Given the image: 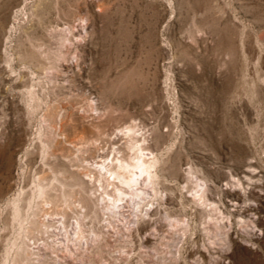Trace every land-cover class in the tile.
<instances>
[{"label":"rangeland","instance_id":"rangeland-1","mask_svg":"<svg viewBox=\"0 0 264 264\" xmlns=\"http://www.w3.org/2000/svg\"><path fill=\"white\" fill-rule=\"evenodd\" d=\"M128 144L157 159L162 194L145 181L148 198L108 218L95 203L118 183L101 156L136 161ZM41 174L68 186L70 240L46 231L39 200L14 220L12 202L31 201ZM17 261L264 264V0H0V264Z\"/></svg>","mask_w":264,"mask_h":264},{"label":"bare ground","instance_id":"bare-ground-1","mask_svg":"<svg viewBox=\"0 0 264 264\" xmlns=\"http://www.w3.org/2000/svg\"><path fill=\"white\" fill-rule=\"evenodd\" d=\"M32 87V86H31ZM35 88V87H34ZM30 89V88H29ZM28 89V90H29ZM31 91V90H30ZM33 91H35L34 89H33ZM33 91H32V93H33ZM31 96L33 97L34 96V94L33 95H30V98H31ZM35 98L37 97V96H34ZM38 98V97H37ZM32 99H34V98H32ZM39 100V99H38ZM37 100V101H38ZM32 101V100H31ZM34 102H36V101H34ZM33 103V102H32ZM30 105V104H29ZM28 105V106H29ZM33 105H34V103H33ZM40 105V104H39ZM37 106V105H36ZM36 106H34V107H36ZM33 107V106H32ZM31 107V108H32ZM37 108H38V106H37ZM127 126H129V125H127ZM132 126V125H131ZM131 126H130V128H131ZM136 126H138V124L136 123ZM79 127V126H78ZM77 127V128H78ZM132 127H134V126H132ZM127 128V127H126ZM129 128V127H128ZM129 128V129H130ZM136 128V127H135ZM83 129H85V128H83ZM121 129V128H120ZM123 129V128H122ZM139 129V128H138ZM142 129V128H141ZM65 130V129H64ZM77 130V129H76ZM124 130H126L125 128H124ZM123 130V131H124ZM132 130V129H131ZM136 130V129H135ZM71 131V130H70ZM79 131V130H78ZM87 130H85V132H86ZM81 132V131H80ZM125 132V131H124ZM135 132H137V131H135ZM138 132H139V130H138ZM66 133V132H65ZM71 133V132H70ZM76 133V132H75ZM110 133V132H109ZM119 133V132H118ZM112 134V133H111ZM111 134H109V135H111ZM116 134V133H115ZM114 134V135H115ZM120 134H121V132H120ZM142 134V133H141ZM141 134H140V136H141ZM65 135V134H64ZM77 135H78V133H77ZM76 135V136H77ZM83 135V134H82ZM85 135V134H84ZM118 135V134H117ZM123 135V134H122ZM136 135V134H135ZM139 135V134H138ZM143 135V134H142ZM145 135V134H144ZM66 136H67V134H66ZM81 136V135H80ZM79 136V137H80ZM102 136V135H101ZM107 136V135H106ZM125 136H126V134H125ZM132 136V135H131ZM140 136H138V137H140ZM84 138L86 137V135L85 136H83ZM122 137H124V135L122 136ZM137 137V138H138ZM145 137V136H144ZM72 138H74L73 136H72ZM110 138V137H109ZM114 138H115V136H114ZM114 138H113V140H114ZM119 138V137H118ZM132 139L133 138H135V137H131ZM130 138V139H131ZM137 138H136V140H137ZM142 137H140V139H141ZM146 138H147V136H146ZM149 138V137H148ZM66 139H70L69 137H67ZM83 138H82V136H81V139L80 140H82ZM85 139H87V137L85 138ZM107 139V138H106ZM111 139V138H110ZM128 140H129V138H127ZM131 139V140H132ZM96 140V139H95ZM97 140H99V139H97ZM116 140V139H115ZM119 140V139H118ZM128 140H126V141H128ZM135 140V141H136ZM146 140V139H145ZM148 140V139H147ZM73 141H74V139H73ZM87 142H88V139L86 140ZM85 141V142H86ZM91 141V140H90ZM110 141H112V140H110ZM130 141V140H129ZM67 142V141H66ZM69 142V141H68ZM85 142H83L84 144H85ZM100 142V141H99ZM124 141H122V143H123ZM132 142H133V140H132ZM131 142V143H132ZM143 142V141H142ZM147 142V141H146ZM82 143V144H83ZM96 143H97V141H96ZM95 143V144H96ZM107 143V142H106ZM121 143V144H122ZM129 143V142H128ZM134 143H137V142H134ZM139 143V142H138ZM101 144H102V141H101ZM109 144V143H108ZM126 143L124 142L122 145L124 146ZM147 144V143H146ZM71 145V147H72V144H70ZM74 145V144H73ZM98 145V144H97ZM129 145V144H128ZM47 146V145H46ZM86 146V145H85ZM104 146V145H103ZM115 146V145H114ZM121 146V145H120ZM127 146V145H126ZM130 146V148L132 149H134V148H137L136 149V151H135V157H134V159L136 160V161H131V160H129L128 158H127V156L121 151V150H118V148L115 146V149L117 148V151H114V150H112L113 152H114V154H115V152H117L116 153V155L115 156H112V155H114V154H112L111 156H112V158L111 159H107L106 157L105 158H103V156H105V155H103L102 153V158H101V163L98 161V164L100 163V169H101V171L103 172L104 171V174L106 175L107 174V176H106V178L107 179H112V183L114 184V183H118V184H114V186H113V188H114V194H110L109 193V191H107V190H105V193L106 194H104V195H106L107 197H108V199H107V197L106 198H103V197H101V199L103 198V199H107L106 200V202L104 203V200H98V202L97 203H95V208L97 209V208H102L101 207V205H104V208H102V211L104 212V213H106V214H108V218L109 217H115V216H117V215H122V210H123V208L126 206V204L127 203H129L131 200H133V201H136L137 200V198H140L141 200H146L147 198H148V195H149V193L147 192V190H145V187H144V184H143V182H149L148 184H151L152 185V187L151 188H153V191H154V198H156V200H157V197L160 195V194H162V192L160 193V191L158 190V189H156V187L154 186L155 185V182H156V180H158L157 179V177H158V175H157V172H156V160L157 159H155L154 158V156H153V158L152 159H150V158H148V157H146L145 155H144V148L142 147V146H144L143 144H142V146L141 145H137V144H135V145H129ZM70 147V146H69ZM95 147H96V145H95ZM98 148H100V147H102L101 145H100V147L99 146H97ZM119 147V146H118ZM61 148V147H60ZM74 148V147H73ZM109 148V147H108ZM147 148H149V146L147 147ZM151 148V147H150ZM86 149V148H85ZM97 149V148H96ZM95 149V150H96ZM107 149V148H106ZM105 149V151L107 152V150ZM128 149H129V147H128ZM127 149V150H128ZM62 150V149H61ZM69 150H71V149H69ZM84 150V149H83ZM82 150V151H83ZM147 150V149H146ZM153 150V149H152ZM73 151V150H72ZM98 151V150H97ZM100 151V150H99ZM103 151H104V149H103ZM129 151V150H128ZM127 151V152H128ZM130 151H133V150H130ZM85 152V151H84ZM92 152H93V150H92ZM101 152V151H100ZM105 152V153H106ZM150 152H152V151H150ZM166 152V151H165ZM58 153V152H57ZM129 154H130V152H128ZM127 153V154H128ZM133 153V152H132ZM131 153V154H132ZM153 153V152H152ZM155 153V152H154ZM153 153V154H154ZM47 154V153H46ZM45 154V155H46ZM52 154V153H51ZM50 154V155H51ZM54 154V156H55V153H53ZM59 154V153H58ZM92 154V153H91ZM99 154V153H98ZM128 154V157L130 156ZM157 154V153H156ZM100 155V154H99ZM158 155V154H157ZM47 156V155H46ZM52 156V155H51ZM84 156V155H83ZM149 156V155H148ZM53 157V156H52ZM62 157H64V156H62ZM94 157V156H93ZM92 157V158H93ZM151 157V156H150ZM156 157H158V156H156ZM61 158V157H60ZM64 158H66V157H64ZM68 158V157H67ZM91 158V159H92ZM94 158H96V157H94ZM56 159H57V157H56ZM160 159V158H159ZM82 160V159H81ZM96 160V159H95ZM85 161V160H84ZM88 161V160H87ZM93 161H94V159H93ZM97 161V160H96ZM95 162V161H94ZM84 163V162H83ZM89 163V162H88ZM90 163H91V161H90ZM82 164V163H81ZM86 164V163H85ZM95 164L97 165V163L95 162ZM83 165V164H82ZM81 165V166H82ZM160 165V164H159ZM72 166V165H71ZM84 166V165H83ZM87 166V165H86ZM88 166H90V165H88ZM95 166V165H94ZM97 166H99V165H97ZM73 167V166H72ZM76 167H79V166H76ZM85 167V166H84ZM75 168V167H74ZM81 168V167H80ZM79 168V169H80ZM89 168V167H88ZM98 168V167H97ZM52 168H50V170H51ZM73 169V168H72ZM76 169V168H75ZM86 170H87V168H85ZM84 169V170H85ZM90 169H92L91 167H90ZM83 170V173L84 172H86V171H84ZM89 170V169H88ZM162 170H163V167H162ZM162 170H161V172H162ZM79 171V170H78ZM92 171V170H91ZM93 171H94V169H93ZM164 171V170H163ZM80 172V171H79ZM56 173V172H55ZM82 173V174H83ZM158 173H159V171H158ZM60 175L62 174L61 172L59 173ZM86 174V173H85ZM89 174H91V173H89ZM97 174V173H96ZM102 174V173H101ZM104 174H103V176H104ZM163 174H164V172H163ZM56 175V174H55ZM87 175H88V173H87ZM42 176V174L40 175V180L38 181V183H37V186H36V194H35V196L32 198V200L31 201H28L27 203H26V201H25V204L26 205H22L21 204V200H22V198H23V194L21 195L22 197H19L18 196V198L15 200V201H13L12 202V210H13V216H14V220L16 219V220H18L16 223H18V222H23V219L26 217V213H25V211H24V209H25V207H28L30 210L34 207V206H36V205H38V200L42 203L41 205L43 206L42 207V209L44 210L45 208H48V209H50V210H48L47 209V211H45V214H44V212H43V216H44V222L42 223V225L43 226H45L46 228H47V230L46 231H49V227L51 226H53L52 227V231H51V236H56V235H58V237H59V232L60 231H62V229H64L65 230V234L69 237L70 236V230L68 231V226H69V220H68V218H67V216H66V210H63L65 207H67V205H69V203H70V197H69V195H68V191H67V185L63 182V181H61L57 176H54L51 180H49V181H47L46 180V176L45 177H41ZM95 176V175H94ZM89 177H91V176H89ZM98 177V176H97ZM105 177V176H104ZM61 178V177H60ZM88 178V177H87ZM96 178V177H95ZM101 178V177H100ZM199 178V177H198ZM72 179V178H71ZM90 179V178H89ZM98 179V178H97ZM96 179V180H97ZM101 180V179H100ZM106 180V179H105ZM164 180V182H165V180H167V179H162V181ZM37 181V180H36ZM74 181V180H73ZM81 190L84 192L85 191V193H87L86 192V188H85V185H87L86 183V178H85V176H84V174H83V177L81 178ZM93 180H91V182H92ZM106 182H107V180H106ZM109 182V181H108ZM111 182V181H110ZM100 185L102 184V183H100V182H98ZM157 183V182H156ZM92 184V183H91ZM110 185H111V183H109ZM147 184V185H148ZM57 185H60V191H61V197L63 198V205H62V208H58V206H57V203L56 202H54L53 201V199H55V198H53V197H51L50 196V194H51V192L52 191H56V186ZM119 185H122V187H120ZM158 186V185H157ZM72 187V186H71ZM78 187V186H77ZM161 187V186H160ZM159 187V188H160ZM198 187H199V184H198ZM73 188H75V187H73ZM97 188H99V187H97ZM105 188H106V186H105ZM110 188V187H109ZM151 188H150V190H151ZM92 189V188H91ZM94 189V188H93ZM101 189H102V187H101ZM166 189V188H165ZM94 190H96V187H95V189ZM168 190V189H167ZM92 191V193L94 194V192L96 193V191H94L93 192V190H91ZM98 191H100V189L98 190ZM98 191H97V193H98ZM112 191V190H111ZM164 191V190H163ZM58 192V191H57ZM77 192V191H76ZM75 192V193H76ZM200 192V191H199ZM53 193V192H52ZM55 193V192H54ZM91 193V194H92ZM166 193H167V191H166ZM204 193H206V191L204 190ZM57 194V193H56ZM167 194H169V193H167ZM200 194V193H199ZM58 195V194H57ZM98 195V194H97ZM96 195V196H97ZM152 195V194H151ZM205 195V194H204ZM71 196V195H70ZM73 196V195H72ZM77 196H80V195H77ZM76 196V197H77ZM102 196H103V194H102ZM166 196H168V195H166ZM206 196V195H205ZM75 197V198H76ZM86 197V196H85ZM163 197V196H162ZM53 198V199H52ZM56 198H57V196H56ZM72 198V197H71ZM73 198H74V196H73ZM75 198H74V200H75ZM83 198V197H82ZM98 198V197H97ZM214 198V197H213ZM153 199V198H152ZM165 199V198H164ZM11 200V199H10ZM141 200H139L140 202H141ZM12 201V200H11ZM59 201V200H58ZM154 201V200H153ZM152 201V203H154L155 204V201L153 202ZM200 201H201V199H200ZM9 202V201H8ZM61 202V201H60ZM158 202V201H157ZM208 202V201H207ZM212 202V201H211ZM210 202V203H211ZM131 203V202H130ZM147 203V202H146ZM151 203V202H150ZM151 203V204H152ZM216 203V202H215ZM62 203H58V205H61ZM143 204V203H142ZM40 205V204H39ZM158 205V204H157ZM211 205H213V204H210V206ZM215 205V204H214ZM7 206V205H6ZM75 206H77L79 209H80V213H81V215H82V217H76L75 218V222L74 223H76V228L74 229L75 230V233H76V238L78 239V240H84V238H85V235H84V227H83V220H85L88 216H87V206H86V203H85V199L83 198V200L82 199H78V200H76L75 201ZM205 206V205H204ZM219 206V205H218ZM60 207V206H59ZM140 207H141V205H140ZM143 207V206H142ZM27 208V209H28ZM41 207L39 206V209H40ZM68 208V207H67ZM72 207H70L69 209H71ZM74 208V207H73ZM162 208V207H161ZM37 209V208H36ZM42 209H40V210H42ZM68 209V210H69ZM142 209V208H141ZM11 209H10V211H12ZM33 210L35 211V209L33 208ZM38 210V209H37ZM51 210H52V212H53V214H51L50 212H51ZM72 210V209H71ZM216 210V209H215ZM32 211V210H31ZM33 211V212H34ZM68 212V211H67ZM143 212V211H142ZM32 213V212H31ZM95 213V216L94 217H97L98 218V213H97V211H95L94 212ZM105 215V214H104ZM27 216H28V214H27ZM34 216V215H33ZM145 216V215H144ZM42 217V216H41ZM40 217V218H41ZM31 217H29V219H30ZM32 218H34V217H32ZM96 218V219H97ZM12 219V218H11ZM26 219V218H25ZM28 219V218H27ZM105 219L107 220V218L105 217ZM104 219V220H105ZM214 219V218H213ZM35 220V219H34ZM105 220V221H106ZM218 221H219V219H217ZM224 220V219H223ZM30 221V220H29ZM36 221V220H35ZM34 221V222H35ZM216 220H214V222H215ZM218 221H217V223H218ZM33 222V223H34ZM109 222H110V220H109ZM174 222H176V221H174ZM26 223H27V221H26ZM33 224L32 222H28V224ZM179 223H181V221L179 222ZM21 224V223H20ZM23 224V223H22ZM172 224V223H171ZM176 224V223H175ZM186 224V223H185ZM189 224V223H188ZM187 224V225H188ZM36 225V224H35ZM35 225L34 226H32V229H33V227L35 228ZM72 225V224H71ZM75 225V224H74ZM107 225H109V224H107ZM174 225V224H173ZM214 225H216V224H214ZM218 225V224H217ZM216 225V226H217ZM39 226V225H38ZM31 227V226H30ZM178 227V226H177ZM183 227V226H182ZM181 227V228H182ZM221 227V226H220ZM37 228H39V227H37ZM72 228V227H71ZM187 228V227H186ZM185 228V229H186ZM189 228V227H188ZM40 229V228H39ZM41 229H42V227H41ZM40 229V230H41ZM139 228H137V230H138ZM217 229V228H216ZM220 229V228H219ZM29 230V229H28ZM34 230V229H33ZM33 230H31V231H33ZM72 230V229H71ZM94 230V229H93ZM218 230V229H217ZM216 231V230H215ZM29 232V231H28ZM184 232V231H183ZM211 232V231H210ZM33 233H35L34 231H33ZM40 233H41V231H40ZM49 233V232H48ZM61 233V232H60ZM92 233H93V231H92ZM92 233H91V235H92ZM213 233V232H212ZM228 233V232H227ZM26 234V233H25ZM31 234V233H30ZM214 234V233H213ZM224 233H222V232H216V236H218L217 238H215V239H221V240H224L225 239V237H224V235H223ZM21 235V234H20ZM29 235V234H28ZM32 235V234H31ZM95 235L97 236V238H96V240L99 242V241H101V240H104L105 239V237H104V234H103V232L102 231H99V232H96L95 233ZM229 235V234H228ZM215 236V237H216ZM227 236V235H226ZM22 237V236H21ZM24 237H26V236H24ZM58 237H54L53 238V240H52V242L50 243V244H48L49 246H52V247H54V248H56L57 246H60V245H62V244H66V242L65 241H63V240H58ZM75 238V237H74ZM180 238H181V236H180ZM36 239V238H35ZM60 239V238H59ZM70 239H72V238H70L69 237V240ZM21 240V239H20ZM24 241H26L25 239H23ZM33 240V239H32ZM75 240V239H74ZM77 240V241H78ZM89 240V239H88ZM36 242V241H35ZM219 242V241H218ZM225 242V241H224ZM19 243V242H18ZM18 243H17V245H18ZM24 243V242H23ZM45 243H47V242H45ZM82 243V242H81ZM100 243V242H99ZM222 243V242H221ZM16 244V243H15ZM19 244H21V243H19ZM27 244V243H26ZM226 244V243H225ZM22 245V244H21ZM24 245V244H23ZM22 245V246H23ZM34 245V244H33ZM99 245V244H98ZM175 246V245H177V241L176 242H172V243H169V246ZM40 246V245H39ZM63 246V245H62ZM25 247H26V245H25ZM19 247H17L16 249H18ZM22 248V247H21ZM28 248V247H27ZM29 248H30V246H29ZM102 248V247H101ZM14 249V248H13ZM20 249V248H19ZM22 249H24V248H22ZM28 250V249H27ZM30 250V249H29ZM28 250V251H29ZM11 251V250H10ZM32 251V250H31ZM25 254H26V256H28V252L26 251V249H24V251H23ZM16 254H17V250H16ZM22 254V253H21ZM34 254V253H33ZM16 256H18V255H16ZM33 256V255H32ZM177 256V255H176ZM15 257V256H14ZM16 258V257H15ZM28 258V257H27ZM176 258H178V257H176ZM222 258H223V256H222ZM219 259H221V256H220V258ZM218 259V260H219ZM16 260H17V258H16ZM31 260H33V259H31ZM19 261V260H18ZM18 261H17V263H18ZM21 261V260H20ZM28 261V260H27ZM231 262V261H230ZM15 263V262H14ZM25 263V262H24ZM28 263V262H27ZM26 263V264H27ZM19 264V263H18Z\"/></svg>","mask_w":264,"mask_h":264}]
</instances>
